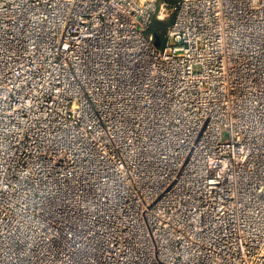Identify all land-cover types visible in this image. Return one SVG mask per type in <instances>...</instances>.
Segmentation results:
<instances>
[{"label": "built area", "instance_id": "1", "mask_svg": "<svg viewBox=\"0 0 264 264\" xmlns=\"http://www.w3.org/2000/svg\"><path fill=\"white\" fill-rule=\"evenodd\" d=\"M93 238L105 264H264V0H0V264Z\"/></svg>", "mask_w": 264, "mask_h": 264}, {"label": "bare ground", "instance_id": "2", "mask_svg": "<svg viewBox=\"0 0 264 264\" xmlns=\"http://www.w3.org/2000/svg\"><path fill=\"white\" fill-rule=\"evenodd\" d=\"M113 168H115L116 170H117V172H119L120 173V171H121V168H119V167H116V166H113ZM123 170V169H122ZM126 174L127 173V171L126 170H123V174ZM187 173V172H186ZM188 175L187 174H185V175H183V177H182V179H181V191L183 192V193H186V192H189L190 190L188 189ZM185 197H187V194H182V198H185ZM188 198V197H187ZM84 207H86L87 209H88V204H87V206H85V204H84ZM100 213V212H99ZM90 215H88V217L89 216H94V218L93 217H89V220H87L88 221V223L90 224V225H92V226H97L98 227V230L99 231H97V234H98V239L99 238H107V234L105 233V230H104V227L106 226V225H108V221H109V218H110V215L109 214H103V216L105 217L104 219L101 217V213L99 214V216L102 218V219H99L98 217L96 218L95 216V214H94V212H91V213H89ZM108 222V223H107ZM88 223H87V225H88ZM103 223H105V224H103ZM130 224H129V222L128 221H125V224H123V228H125V230H127V227L129 226ZM99 227H101V230L99 229ZM89 228H91V227H89ZM11 237H12V235H11ZM10 237V238H11ZM9 238V239H10ZM129 241V240H128ZM96 242H97V239L96 238H93L92 239V241H91V243H90V245H86V244H84V243H81V245H79L77 248H73V250H69V255H71V254H75V255H77V254H83V257H85V259H83L82 258V256H80V257H77V259L76 260H73V259H71L70 261H69V264H80V262H81V259H82V261L83 260H85L86 262L84 263V264H105V261H100L99 262V258L95 255V254H97V252H98V244H96ZM27 249L26 250H29V248H28V246L26 247ZM60 247L59 248H57V247H54V250L55 251H57V252H59L60 251ZM69 249V248H68ZM117 250L118 251H121V252H123V253H125V255H126V253H127V246H125V244H123V243H121V242H119V247L117 248ZM65 251V250H64ZM24 252V251H23ZM95 255V256H94ZM73 256V255H72ZM27 258V259H26ZM56 260V259H55ZM119 261H121L122 262V260L121 259H118ZM21 262L22 263H24V264H31L32 262H30V259H29V255H28V257L24 254V255H22V257H21ZM56 264H58V261L56 262ZM64 264H68V260H66L65 261V263ZM81 264H82V262H81ZM117 264H121L120 262H117Z\"/></svg>", "mask_w": 264, "mask_h": 264}, {"label": "trees", "instance_id": "3", "mask_svg": "<svg viewBox=\"0 0 264 264\" xmlns=\"http://www.w3.org/2000/svg\"><path fill=\"white\" fill-rule=\"evenodd\" d=\"M170 1V0H166ZM172 19L164 22H160L155 20L150 28V31L153 32L156 36L158 35L161 40H163L164 33L166 31V28L169 26Z\"/></svg>", "mask_w": 264, "mask_h": 264}, {"label": "water", "instance_id": "4", "mask_svg": "<svg viewBox=\"0 0 264 264\" xmlns=\"http://www.w3.org/2000/svg\"><path fill=\"white\" fill-rule=\"evenodd\" d=\"M156 45L158 47L161 45V38L158 35L156 36Z\"/></svg>", "mask_w": 264, "mask_h": 264}, {"label": "rangeland", "instance_id": "5", "mask_svg": "<svg viewBox=\"0 0 264 264\" xmlns=\"http://www.w3.org/2000/svg\"><path fill=\"white\" fill-rule=\"evenodd\" d=\"M169 2H171V3H172V2H174V0H170ZM169 20H170V19H169ZM166 21H168V20H166ZM123 170H124V169H123Z\"/></svg>", "mask_w": 264, "mask_h": 264}]
</instances>
